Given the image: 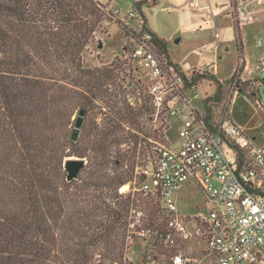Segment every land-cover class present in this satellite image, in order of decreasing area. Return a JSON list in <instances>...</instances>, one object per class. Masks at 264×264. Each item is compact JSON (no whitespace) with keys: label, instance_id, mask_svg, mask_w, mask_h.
Here are the masks:
<instances>
[{"label":"trees","instance_id":"trees-1","mask_svg":"<svg viewBox=\"0 0 264 264\" xmlns=\"http://www.w3.org/2000/svg\"><path fill=\"white\" fill-rule=\"evenodd\" d=\"M148 3L133 4L141 21L138 34L115 19L132 43L130 58L135 36L150 33L141 9ZM103 9L96 0H0V264H125L132 213L141 214L134 232H145L131 234L146 241L142 264H170L176 253L164 243L161 196L139 190L147 179L143 171L155 168L162 145V133L153 127L149 82L142 87V76L133 77L132 59L83 65V51L101 24L114 18ZM234 30L239 56L228 82L240 87L245 64L235 23ZM151 43L183 78L185 90L203 81L215 88L201 100L196 119L203 130L217 132L227 120V102L216 117L227 80L206 69L188 78L168 59L163 40L152 35ZM120 65L128 72L123 84ZM259 100L257 94V107ZM94 109L102 116L99 123ZM80 112L85 115L73 141ZM225 146L243 160L241 151ZM73 158L83 165L68 179L65 164ZM126 185L129 193H119Z\"/></svg>","mask_w":264,"mask_h":264},{"label":"built area","instance_id":"built-area-1","mask_svg":"<svg viewBox=\"0 0 264 264\" xmlns=\"http://www.w3.org/2000/svg\"><path fill=\"white\" fill-rule=\"evenodd\" d=\"M256 3L260 6L264 0ZM248 5L237 6L231 0L230 14L239 27L253 22L256 12ZM125 20L136 21L138 29L134 32L138 34L141 21L136 13L129 11ZM135 39L131 59L149 77L154 120L176 117L180 121L178 148L159 146L155 168L143 171L147 179L139 188L145 195L161 196L167 217L164 243L176 250L170 264H264V144L255 145L228 119L215 133L203 130L189 97L192 92L198 96L199 89H184L183 78L151 43L152 34L142 33ZM261 66L264 68L263 58L256 69ZM227 142L243 153V160L237 161L230 151L232 159L228 157ZM188 184L200 188L216 204L205 214L191 216L196 233L204 237L200 256L195 259L178 252L179 242L192 238L186 224L190 220L178 213L181 192ZM197 219L205 232L199 229ZM139 220L129 225L125 264H129L131 234L145 236L142 230L134 232Z\"/></svg>","mask_w":264,"mask_h":264},{"label":"rangeland","instance_id":"rangeland-1","mask_svg":"<svg viewBox=\"0 0 264 264\" xmlns=\"http://www.w3.org/2000/svg\"><path fill=\"white\" fill-rule=\"evenodd\" d=\"M101 4L104 12H119L109 17L108 22L101 24V27L95 34L93 41L85 48L82 54L83 65L87 68H95L99 66H108L110 63L113 65L121 62H130L129 48L131 41L122 30L120 24L115 19H125L127 13L133 9L135 0H96ZM167 1L165 4L164 2ZM185 1V2H184ZM239 5L249 4L251 1L256 0H237ZM150 3L143 5V14L146 22V29H150L155 35L162 39L167 44L168 57L178 62L181 66L186 77H190L193 70H202L207 67L213 73L217 64L221 68V73L216 78L230 79L233 76L232 69H235L237 62V53L235 47V33L230 21H226L225 25L220 31V41L226 42L233 47L232 51L226 55L225 51L218 50L216 43L215 28L210 30V27H203L201 30L197 28L195 20L199 18V14L194 12V6L199 9L198 0H149ZM178 4V5H177ZM186 7L177 8L179 5ZM259 6V5H258ZM264 7V6H263ZM249 8V5H248ZM250 9V8H249ZM199 11V10H198ZM255 19V16H254ZM124 23V22H123ZM126 25V24H125ZM138 26L135 22L129 20V30L136 31ZM256 29L253 26L247 25L243 38H245L248 56L252 59L253 63H257L264 59V16H260L258 26ZM178 40V41H177ZM237 42V41H236ZM101 44V48L100 45ZM127 51V52H125ZM217 51H222L217 55ZM162 56V55H161ZM224 56L223 60L219 62L217 57ZM115 59V60H114ZM134 68L133 77L142 76L144 83L142 87H146L148 76L138 68L137 64L133 61L131 63ZM257 66V64H256ZM255 66V68H256ZM260 67L258 71L263 72ZM122 70L119 77L122 78V83L127 81V70L120 65ZM260 79H264L260 78ZM258 77H251L242 80V86L232 87L227 80L226 89L223 90L224 101L216 106L217 112L221 109L225 102L228 104L227 119L236 126L242 134L249 138L255 145L261 146L264 144V80ZM225 82V80L223 81ZM146 83V84H145ZM144 89V88H143ZM198 96H194L193 92L190 94V99L193 100L195 108L200 107L201 100L204 96H212L215 90L210 87L206 81H203L201 86L198 87ZM241 89V91L239 90ZM260 97V104L254 105L253 101L256 100V95ZM98 109H94L91 114L95 122L99 123L102 116L96 114ZM77 115L74 116V119ZM154 120V119H153ZM180 121L176 117H170L166 120L158 117L153 121V127L156 128L161 134V141L163 146L178 148V129ZM228 153V157L232 159V154ZM75 158H73L74 160ZM130 191L129 185L120 188L119 193L128 194ZM216 204L207 199L205 193L198 187L188 185L181 192V198L178 201V213L182 217H188L190 222H186L188 231L192 234V238L187 241L179 242L180 254L189 256L191 258H198L203 248L204 237L196 233V227L192 223V214L202 213L205 214L211 210ZM135 219L141 217L132 213ZM135 221V220H134ZM201 232H205L206 228L200 227L201 221L197 219ZM138 225H141L139 220ZM146 241L142 239L132 238L129 249V264H142L141 258L144 252ZM163 257H161L162 259ZM154 264V263H150Z\"/></svg>","mask_w":264,"mask_h":264},{"label":"crops","instance_id":"crops-1","mask_svg":"<svg viewBox=\"0 0 264 264\" xmlns=\"http://www.w3.org/2000/svg\"><path fill=\"white\" fill-rule=\"evenodd\" d=\"M137 1H139V0H135L134 2H137ZM233 1H234L235 5L240 6L237 0H233ZM166 2L167 1H165L164 3L167 4ZM198 2H199V9H198L199 11L198 10L195 11V9L197 8L196 6H194V8H193L194 12L199 14V18L197 20H195V22L197 21L196 22V25L198 26L197 28H199L200 30L203 27H210V30H212V28L214 30V28H215L216 43H217L216 48L218 49L222 45V47H220L218 50L223 49V51H225V54L228 55L232 51L233 47H231V45L226 43V42H221L219 38H220V31H221L222 27L225 25L226 21H230L232 26H234L233 19H232L231 14H230V9L232 7L231 6V0H198ZM263 6H264V3L260 6H258L255 1H251L249 3L250 10L256 12L255 19H253V22L250 24V26H253L255 29L257 28L255 26L256 25L258 26L260 16H264V7ZM178 7H179V9L186 7V4H185V6L179 5V6H177V8ZM141 9H143V6L141 7ZM142 14H143V11H142ZM143 16H144V14H143ZM117 19L124 22V24H126L127 26H129V21H126L125 19H120V18H117ZM246 27H247V25L240 26V30H239L240 38H241V42H242V56H243V60H244V64H245L244 69L240 73V80L241 79L245 80V79H249L251 77H256V76L258 77V79H260V78H263V76H264V68L261 66L262 67L261 69H263V72L258 71V69L255 68L257 62L255 61L253 63L252 59L248 56L245 38H243ZM233 30H234V27H233ZM148 31L152 35L157 37L155 35V33L150 31V29H148ZM234 33H235V30H234ZM235 39H236V35H235ZM235 47H236V53H237V62H236V66H237L239 55H238V48H237V42L236 41H235ZM221 52L222 51H217L216 53L218 55V54H221ZM223 58H224V56H220V57H217V60H219V62H220L221 60H223ZM168 59L173 64H177L181 68V66L178 64V62L173 60L170 56ZM203 69H206L215 78H216L215 74L217 76H219V73H221V68L219 66V63L217 64L216 69L214 71L215 74L210 69H208L207 67H205ZM235 69H236V67H235ZM235 69H232L233 70L232 72H234ZM181 70H182V68H181ZM228 79H221L220 78L218 80L224 81V80H228ZM188 185H190V184H188ZM186 187H185V189H186ZM185 189H184V191H185ZM192 215H194V214H192Z\"/></svg>","mask_w":264,"mask_h":264},{"label":"water","instance_id":"water-1","mask_svg":"<svg viewBox=\"0 0 264 264\" xmlns=\"http://www.w3.org/2000/svg\"><path fill=\"white\" fill-rule=\"evenodd\" d=\"M99 46H100V48L102 47L101 44ZM84 115H85L84 112H80L78 117L76 118L74 129H73L72 135H71V139L73 141H76L78 138V134H79L80 128H81L82 123H83ZM82 165H83V162L81 160L68 159V161L65 164V167L68 171V179L74 178Z\"/></svg>","mask_w":264,"mask_h":264}]
</instances>
